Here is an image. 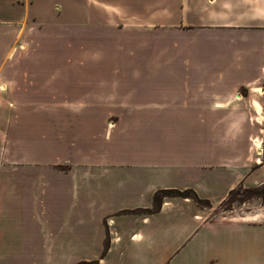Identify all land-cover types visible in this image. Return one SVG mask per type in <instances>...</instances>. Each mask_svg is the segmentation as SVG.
Here are the masks:
<instances>
[{
  "label": "crops",
  "instance_id": "obj_1",
  "mask_svg": "<svg viewBox=\"0 0 264 264\" xmlns=\"http://www.w3.org/2000/svg\"><path fill=\"white\" fill-rule=\"evenodd\" d=\"M0 85V264H264V0H0Z\"/></svg>",
  "mask_w": 264,
  "mask_h": 264
},
{
  "label": "rangeland",
  "instance_id": "obj_2",
  "mask_svg": "<svg viewBox=\"0 0 264 264\" xmlns=\"http://www.w3.org/2000/svg\"><path fill=\"white\" fill-rule=\"evenodd\" d=\"M1 86V85H0ZM0 141L1 137H0ZM3 143V141L1 142ZM3 146V144H1ZM0 155H5L4 147H0ZM203 208H213L212 204L207 202L200 203ZM264 205V185L261 186H248L241 185L235 189L223 202V204L217 207L212 216L217 217H243L247 215H254L259 213L262 206Z\"/></svg>",
  "mask_w": 264,
  "mask_h": 264
},
{
  "label": "trees",
  "instance_id": "obj_3",
  "mask_svg": "<svg viewBox=\"0 0 264 264\" xmlns=\"http://www.w3.org/2000/svg\"><path fill=\"white\" fill-rule=\"evenodd\" d=\"M165 197H184V198H192L195 200L199 205L202 202H207L208 204L211 202L208 199L201 198L198 193L194 189H186V190H179V189H161L158 190L154 195V202L155 206L150 212L160 210L162 206V201ZM108 243L106 244V248L108 247ZM95 262H80L79 264H94Z\"/></svg>",
  "mask_w": 264,
  "mask_h": 264
},
{
  "label": "bare ground",
  "instance_id": "obj_4",
  "mask_svg": "<svg viewBox=\"0 0 264 264\" xmlns=\"http://www.w3.org/2000/svg\"><path fill=\"white\" fill-rule=\"evenodd\" d=\"M253 216H257L256 214H254V215H250L249 217H253Z\"/></svg>",
  "mask_w": 264,
  "mask_h": 264
}]
</instances>
